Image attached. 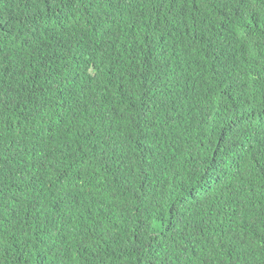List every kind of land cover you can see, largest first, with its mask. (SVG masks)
Returning <instances> with one entry per match:
<instances>
[{
    "label": "trees",
    "instance_id": "trees-1",
    "mask_svg": "<svg viewBox=\"0 0 264 264\" xmlns=\"http://www.w3.org/2000/svg\"><path fill=\"white\" fill-rule=\"evenodd\" d=\"M0 19V264H264V0Z\"/></svg>",
    "mask_w": 264,
    "mask_h": 264
},
{
    "label": "snow or ice",
    "instance_id": "snow-or-ice-1",
    "mask_svg": "<svg viewBox=\"0 0 264 264\" xmlns=\"http://www.w3.org/2000/svg\"><path fill=\"white\" fill-rule=\"evenodd\" d=\"M10 23H16V22H10L8 20L0 19V49H3L4 35L12 34L10 31H7L9 29ZM4 67H6V65L3 64V57L0 56V68H4ZM3 75H4L3 71H0V78H2ZM260 168L261 171H264V164H261ZM209 178H211V176H209ZM0 243H2V241H0Z\"/></svg>",
    "mask_w": 264,
    "mask_h": 264
}]
</instances>
